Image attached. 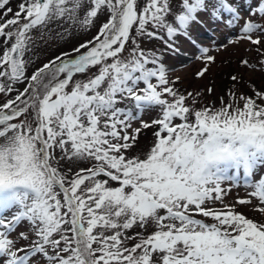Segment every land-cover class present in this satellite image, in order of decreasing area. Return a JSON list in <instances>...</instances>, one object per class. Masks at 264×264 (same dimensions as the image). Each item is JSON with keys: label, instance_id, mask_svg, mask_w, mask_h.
<instances>
[{"label": "snow or ice", "instance_id": "6c2138e0", "mask_svg": "<svg viewBox=\"0 0 264 264\" xmlns=\"http://www.w3.org/2000/svg\"><path fill=\"white\" fill-rule=\"evenodd\" d=\"M10 2L0 0V264H264V219L237 210L264 217V175L235 203L222 187L238 179L230 170L250 178L264 166V88L242 93L232 75L228 99L197 107L201 94L181 93L141 47L177 53L182 36L211 64L192 29L215 25L236 33L224 50L245 45L264 69V0ZM101 16L91 39L27 74L49 25L89 31ZM148 129L152 143L134 152Z\"/></svg>", "mask_w": 264, "mask_h": 264}, {"label": "rangeland", "instance_id": "374dc122", "mask_svg": "<svg viewBox=\"0 0 264 264\" xmlns=\"http://www.w3.org/2000/svg\"><path fill=\"white\" fill-rule=\"evenodd\" d=\"M22 0H11L10 7L14 11L17 10L18 5ZM251 3V0H247ZM106 19L105 16H101L99 20L95 22L96 26L92 27L91 30L85 31L80 29L78 26H72L66 22L52 23L49 25L50 34H46L43 40L37 41L34 48V63L28 67L27 74L40 67L43 63L52 59L55 56L60 55L62 52H71V49L78 43H82L96 33L98 26ZM67 29V31H65ZM208 33V34H207ZM207 34V35H206ZM210 34V35H209ZM33 36H38V32H33ZM236 36L235 32L226 31L223 28H217L215 25H201L195 26L192 29V37L197 41L201 47H208L212 50V54L215 56V62L206 64L205 61L199 59L200 52L189 40L182 36H178L177 53H172L165 49V46L160 40H148L144 39L141 41V47L146 51H155L159 56V59L165 64L167 68V76L170 81H176L175 87L178 88L181 93L192 92L201 94L199 103L196 105L200 107L205 103H212L213 101L219 103L217 99L220 96H224L225 99L228 97L225 95L230 89H233V83L230 79L232 75H237L242 78L241 81L236 85L240 89V92L245 94H251L253 88L260 89L264 88V69L256 63L255 52H248L245 45L238 47H228L224 50L221 46L228 43V40ZM2 51V48H0ZM242 58L249 59L253 64H256L255 70L252 68L245 67L239 63ZM207 67L208 71L203 77H197L195 73L203 68ZM80 78V77H78ZM142 86V84H141ZM18 88L22 89L24 84L17 85ZM212 88L214 94L210 95L207 93V89ZM12 96L15 93L11 94ZM3 97H0V101ZM190 103V101H189ZM142 118L146 122H150L156 118L154 111H144ZM138 123H133V127H138ZM154 129L142 130L139 135V146L134 152H139L142 149H146L153 140ZM133 153H130V155ZM243 172L242 169H240ZM232 171L230 170V175ZM264 175V166H258L254 170V174L249 179H245L242 175L233 184L231 181H225L222 187L228 189V194L225 197V203H235L237 198H245L248 193L252 191L249 186V181H256ZM237 210L245 214L249 218L256 220L264 219L254 209L237 205ZM26 226L21 225L17 228V231H25ZM139 231V229H136ZM152 229L149 228L148 231ZM15 236V233H13ZM30 239L35 237L29 233ZM27 241L21 240L17 247L26 244ZM36 264H43L40 258H37Z\"/></svg>", "mask_w": 264, "mask_h": 264}]
</instances>
